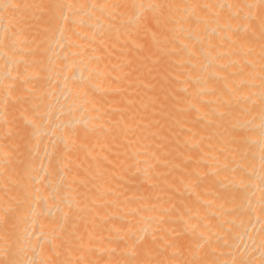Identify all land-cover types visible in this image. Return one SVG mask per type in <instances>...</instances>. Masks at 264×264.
<instances>
[{"label":"bare ground","instance_id":"obj_1","mask_svg":"<svg viewBox=\"0 0 264 264\" xmlns=\"http://www.w3.org/2000/svg\"><path fill=\"white\" fill-rule=\"evenodd\" d=\"M0 264H264V0H0Z\"/></svg>","mask_w":264,"mask_h":264}]
</instances>
